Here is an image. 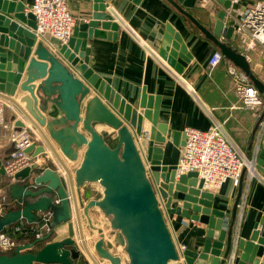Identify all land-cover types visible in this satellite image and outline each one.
<instances>
[{"label": "water", "instance_id": "95a60500", "mask_svg": "<svg viewBox=\"0 0 264 264\" xmlns=\"http://www.w3.org/2000/svg\"><path fill=\"white\" fill-rule=\"evenodd\" d=\"M89 1L93 2L92 20L79 25L71 39L60 44L49 35L41 40L35 37V19L25 12L24 4L0 0V98L11 102L41 137L36 148L33 145L26 151L34 155L51 152L64 171L63 176L48 167L40 170L31 166L14 176L8 192L20 207L0 216V232L21 218L40 223L37 215L43 211L51 213V231L10 254L0 255V264H121L119 257L104 247L102 230L92 225L89 211L93 208L107 220L109 235L116 234L115 242L124 249L126 264H264V237H259L258 231L234 243L232 226L226 225L228 214L212 208L214 196L201 191L202 182L196 180V175L176 178L175 170L168 172L160 164L163 150L154 145L165 143L167 131L158 123V98L143 92L133 107L88 68L87 40L104 38L107 30L115 37L119 30L105 12V0ZM132 1L136 4L139 0ZM167 1L179 11L176 3L197 9L202 2ZM216 1L236 10L232 0ZM197 28L217 47L221 46L217 41L221 35L230 38L233 33L224 25L221 11L212 32ZM165 30L160 55L181 73L190 55L171 26ZM144 119L149 127L143 128ZM18 125L24 124L20 121ZM95 125L114 130L113 146L95 130ZM177 137L178 133H174L173 145ZM261 137L255 161L264 167V129ZM184 140L183 135L182 146ZM81 148L85 151L72 174L61 156L74 163ZM0 176H4L1 164ZM92 183L102 188L101 198L85 203L80 189ZM31 184L36 190L31 189ZM165 215H180L205 225L208 230L202 247L197 252L178 255ZM62 226L67 237L52 241ZM94 230L99 238L90 246L85 234L88 238ZM24 250L27 252L20 253Z\"/></svg>", "mask_w": 264, "mask_h": 264}, {"label": "crops", "instance_id": "0c3cea01", "mask_svg": "<svg viewBox=\"0 0 264 264\" xmlns=\"http://www.w3.org/2000/svg\"><path fill=\"white\" fill-rule=\"evenodd\" d=\"M17 1L24 4L25 12H28L33 3V0ZM258 2L264 0H232V4L236 6V14ZM105 5L106 14L111 16L113 23L118 24L119 30L115 37L114 32L107 30L104 38L93 37L87 40V66L119 99L125 100L133 107L139 103L143 92L147 96L158 98V123L165 125L167 131L165 143L154 145L163 150L160 164L165 166L168 172L175 170L183 148V129L191 127L206 131L213 124L221 127L229 144L247 160H257L264 129V92H260L255 83L264 87V51L260 45L250 49L245 39L232 33L230 38L221 35L217 40L218 44L224 45L227 50L223 54L219 47L202 34L198 26L212 32L214 22L220 14L218 2L210 1L197 9L184 8L176 3L181 11L167 0H139L136 4L132 0H105ZM68 7L77 19L73 31L79 25L85 24L84 21L89 22L93 18L92 1L68 0ZM167 25L180 37L182 45L190 55L188 65L181 73L167 64L160 55ZM214 51L223 55L225 63L209 72L207 61ZM227 63L247 75L252 86L260 94L263 106L250 110L239 103L231 79L226 73ZM18 97L12 99L18 101ZM2 101L5 106L4 119L9 128L4 130L0 127L1 165L13 149L9 142L10 129L30 127L36 136V143L39 144L41 140L16 107L7 100ZM21 107L24 108L25 105ZM20 121L24 124L23 127L18 125ZM145 127H149V123L144 119L143 128ZM94 128L110 146L114 145L112 137L115 138L116 135L112 128L104 125H95ZM174 133H178V137L173 145ZM84 149L81 148L78 152L74 163L61 156L72 174L81 162ZM42 165L64 176L62 167L51 152H46ZM254 168L252 177L243 171L237 187L227 181L220 189L210 192L214 196L212 208L228 214L226 225L232 226L234 243L247 240L254 231H258L259 237H264V167L258 166L256 161ZM80 193L86 203L99 200L102 188L97 183L86 184L80 189ZM2 196L7 198L8 203H13L4 176H0V205ZM236 202L238 203L233 217ZM100 213L97 208L89 211L92 225L95 227L97 224L107 223L108 226V222L104 221L105 218ZM165 217L168 222L167 229L176 248L183 245L185 251L194 253L202 247L208 230L205 225L180 215ZM107 232L110 233L109 226ZM56 234V239L52 241L67 237L64 226L60 227ZM87 239L86 233L85 240L88 241ZM75 240H78V236H75ZM91 250L89 249L90 252Z\"/></svg>", "mask_w": 264, "mask_h": 264}, {"label": "built area", "instance_id": "2783aa9c", "mask_svg": "<svg viewBox=\"0 0 264 264\" xmlns=\"http://www.w3.org/2000/svg\"><path fill=\"white\" fill-rule=\"evenodd\" d=\"M210 1L216 0H202L201 6ZM219 8L224 14V25L232 28L234 35H239L245 39L250 49L260 45L264 51V2H258L250 8L246 7L239 14H236L231 8H224L221 4ZM27 13H30L35 19L33 34L37 39L49 35L60 44H66L71 39L77 19L69 11L68 0H33ZM84 23L87 24V21ZM207 63L209 72H211L225 62L223 55L219 51H214ZM226 73L231 79L234 93L243 107L252 110L263 106L260 94L252 86L246 74L237 70L230 63L226 64ZM189 90L191 89L189 88ZM4 107V102L0 99V127L7 130L9 125L4 119ZM183 130L185 140L176 163V178L194 173L196 180L202 182L201 191L209 193L220 189L227 181H231L237 187L243 171L250 177L254 176L256 161L247 160L230 145L219 125L213 124L206 131L191 127ZM9 135V142L13 149L1 165L8 187L15 182L14 176L26 168L35 166L43 170L45 167L42 163L44 164L46 156V154L34 155L33 151H26L33 145L36 148L38 144L30 127L10 129ZM31 189L36 190V186L31 184ZM1 202L0 214L2 215L20 207L14 201L8 203L5 196H2ZM54 203L59 204V201L54 200ZM160 209L164 214L162 205ZM37 216L40 218V223H28L21 218L10 228L0 232V255L10 254L17 247L41 239L51 231L52 217L50 211H43ZM165 222L167 226L166 217ZM40 224L43 225L39 227ZM103 235L104 246L105 243H108L117 249L115 254L107 249L108 252L119 257L121 264H123L124 249L116 244L113 237L107 239L104 232ZM184 251L183 245H178L176 248L178 255ZM26 252V250L20 251V253Z\"/></svg>", "mask_w": 264, "mask_h": 264}, {"label": "rangeland", "instance_id": "374dc122", "mask_svg": "<svg viewBox=\"0 0 264 264\" xmlns=\"http://www.w3.org/2000/svg\"><path fill=\"white\" fill-rule=\"evenodd\" d=\"M219 51L220 52H222L223 54L224 53H226L227 52V50H226V48H225V46L224 45H221L219 48ZM255 87H258V89H259V91L260 92H264V87L263 86H261L260 84H258V83H255ZM101 214V213H100ZM102 215V214H101ZM104 221H107V220H105L104 219ZM107 225V223L105 224H97V226H95V228H97V229H100V230H102L104 233H105V236H106V238L107 239H112V237L109 235V233L107 232V229H108V226H106ZM105 226H106V228H105ZM104 229V230H103ZM96 230V229H95ZM93 231L92 232V235L90 236H88V242H89V245L91 246L93 243H94V241L97 239V238H99V234L96 232V231ZM102 232V233H103ZM105 246H106V249H109V251L110 252H113V254H115V252L117 251V249H115V247L114 246H112V245H109L108 243H105ZM126 255L125 254H123V258H122V260H123V264H126L127 263V258L125 257ZM99 262V261H98ZM99 263H102V264H109L108 262H106V261H100ZM89 264H91L90 262H89Z\"/></svg>", "mask_w": 264, "mask_h": 264}, {"label": "bare ground", "instance_id": "6f19581e", "mask_svg": "<svg viewBox=\"0 0 264 264\" xmlns=\"http://www.w3.org/2000/svg\"><path fill=\"white\" fill-rule=\"evenodd\" d=\"M102 264V263H101ZM169 264H172L171 262Z\"/></svg>", "mask_w": 264, "mask_h": 264}]
</instances>
